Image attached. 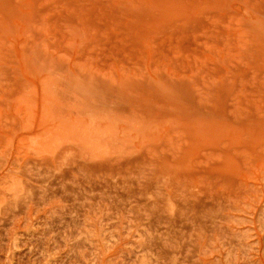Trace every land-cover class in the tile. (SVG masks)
Returning <instances> with one entry per match:
<instances>
[{"label": "rangeland", "instance_id": "rangeland-1", "mask_svg": "<svg viewBox=\"0 0 264 264\" xmlns=\"http://www.w3.org/2000/svg\"><path fill=\"white\" fill-rule=\"evenodd\" d=\"M0 264H264V0H0Z\"/></svg>", "mask_w": 264, "mask_h": 264}]
</instances>
